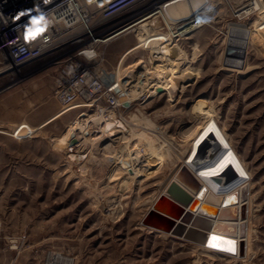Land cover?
I'll list each match as a JSON object with an SVG mask.
<instances>
[{
  "label": "rangeland",
  "instance_id": "obj_1",
  "mask_svg": "<svg viewBox=\"0 0 264 264\" xmlns=\"http://www.w3.org/2000/svg\"><path fill=\"white\" fill-rule=\"evenodd\" d=\"M242 1L180 0L188 2L189 14L200 10L205 22L176 42L184 54L181 67L188 68L189 74L172 90L149 96L147 91L138 92L137 99L133 96L130 104H121L115 115L130 129L131 116L143 113L166 137L177 140L179 132L195 122L184 123L197 108L216 113L219 126L251 174L249 221L244 223L246 254L239 259L211 255L141 225L154 195L153 184L141 183L136 164L142 145L137 138L132 140L130 145L139 151L127 146L128 154L124 133H118L121 138L112 148L121 144L123 154L116 166L103 157L99 141L90 148L84 146L87 150L77 147V142L71 145L70 140L60 147L57 139L65 136L70 125L93 113L81 107L64 110L54 91L55 66L41 65L40 70H26L15 79L0 78V264H66L68 257L72 264H264V26L258 19L242 21L231 16ZM168 12L173 17V11ZM228 22L252 24L240 71L226 63V58L238 56L228 44L230 35L236 40V27ZM130 31L98 48L104 74L118 78L125 68L139 73L142 68L132 65L138 58L151 65L149 48L142 47ZM200 99L205 102L197 107ZM21 123L27 128L19 133L30 131V136L11 137ZM141 125L140 121L136 127Z\"/></svg>",
  "mask_w": 264,
  "mask_h": 264
},
{
  "label": "bare ground",
  "instance_id": "obj_2",
  "mask_svg": "<svg viewBox=\"0 0 264 264\" xmlns=\"http://www.w3.org/2000/svg\"><path fill=\"white\" fill-rule=\"evenodd\" d=\"M179 1L171 0L167 6L161 4L157 8L158 10L155 11L156 14L151 18L146 17L147 19H141L142 21L139 20L141 22H136L137 24L126 26V28L131 26L128 29L122 27L115 29L105 36V39L113 35L118 38L131 30L130 32L134 33L139 44L142 47H148L151 54L150 66L144 64L142 58H138L132 65H134V68H142L139 73L135 72L136 70L125 68L118 75V78H115V89H118L115 91L119 95L120 104H130L129 99H132L133 96H136L135 99H137L141 94H138V92L141 91H147L149 96L152 93L158 94L162 90H172L171 88L175 87V84L180 79L186 78L185 76L189 74L188 68L184 67L182 69L181 67L183 65L182 55L184 54L180 48L177 49L175 40L168 42L166 41L169 39L167 33L157 32L160 27V16L163 17L168 25L177 18L188 16L190 13L188 2ZM169 6H171L169 9L173 11V17L168 12ZM158 11L159 13L157 14ZM198 21L202 22V19L200 18ZM228 25L229 27H236L237 32L233 34L236 36V40L233 42L232 35H230L229 38L231 40L228 39V44L229 46L230 44L232 45L229 48L234 54L237 52L238 56L235 59L226 58V63L236 66V70L240 71L239 69L244 66L246 60V44L252 39L253 30L250 27L251 25L246 26L243 22H228ZM156 35L161 36L158 38ZM241 36L246 39L245 42ZM130 51L131 48L126 49V52L121 54V60ZM204 102V99H200L197 107ZM199 108L196 109L193 116L190 115V121L184 123L190 122L189 124H191L195 122L187 128H181L183 130L179 132L177 140L166 137L151 119L145 115L142 116V112L141 117L131 116L133 123L128 125L130 129H126L123 122L116 118V115H111L110 119L103 120L100 117L93 118L91 113H85L87 115H82L76 122H71L72 124L70 127L68 126V130L66 129L65 136L57 139V143L61 147L66 145L69 140L76 139L77 147L83 148L99 141L103 145L101 148L104 150L102 152L103 157H106L110 166H116L120 160L117 159L121 157L123 147L132 146V150H138L136 145H130V142L137 138L143 148V152L136 157L137 160H140L136 164L142 173L141 177L143 180L141 183L148 181V184H153L150 192L154 193V195L149 202L148 210L155 202H157L155 206L162 209L163 201L161 200L163 199L170 198L175 203L172 209L167 207L169 221L163 229L149 228L163 235L173 236L172 238L186 241L198 251L211 253V255H224L229 258L237 257L239 259L244 252L246 254L248 247H246L248 244V229L246 230L244 223L248 220L250 199L248 200L247 198L249 196L251 174L243 164L241 157L236 153L237 151H235L230 140L226 138L225 135L227 134H225L223 126H219V118H217L216 113L210 108L203 111L201 107ZM91 120L92 123H89ZM140 121L141 127H136ZM126 131H129L128 137H126L127 134L124 135ZM118 133H124L121 134V137L126 138L123 141L125 146L121 147V144H119L118 147L112 148V143L118 142L121 138ZM181 142L186 146L182 148L179 145ZM98 146L100 145L97 144ZM221 147L223 149L218 154L217 151ZM127 148L129 154L131 148ZM96 154L98 155V153ZM99 154L101 155V152ZM83 155L82 157H84ZM101 162L103 163V160ZM228 168L237 172L232 178H230V175H225ZM218 176L222 179L225 178V181L217 183L212 179ZM172 181L180 183L189 193V198L185 202L177 201L167 194V186ZM216 216L229 218L226 222H231L233 225L229 229L221 225L212 226L215 219L218 218ZM211 227L213 230H210ZM203 235L205 236L204 240L202 239ZM239 245L241 251H239ZM64 260L66 264H72L69 257Z\"/></svg>",
  "mask_w": 264,
  "mask_h": 264
},
{
  "label": "built area",
  "instance_id": "obj_3",
  "mask_svg": "<svg viewBox=\"0 0 264 264\" xmlns=\"http://www.w3.org/2000/svg\"><path fill=\"white\" fill-rule=\"evenodd\" d=\"M170 2L0 0V78L15 79L26 70L53 65L54 91L64 110L81 107L92 110L97 118L110 119L121 104L115 91V76L99 71L103 59L98 48L116 36L105 39L115 29L151 18L161 4L167 6ZM263 12V0H243L233 7L231 16L242 21L258 19L263 27L264 17L260 18ZM200 18L199 10L168 25L160 16L157 32L167 33L168 42H179L205 24L203 19L198 21ZM26 128V124L21 123L9 135L16 139L27 138L30 131L19 133Z\"/></svg>",
  "mask_w": 264,
  "mask_h": 264
},
{
  "label": "water",
  "instance_id": "obj_4",
  "mask_svg": "<svg viewBox=\"0 0 264 264\" xmlns=\"http://www.w3.org/2000/svg\"><path fill=\"white\" fill-rule=\"evenodd\" d=\"M115 90H118V89L116 88ZM76 142H77L76 139H71L69 143L71 145H73V144H76ZM124 164L125 165L128 164L127 160H124ZM235 173H237L236 170L233 171L230 168H228L227 171L225 172V175H230V178H232L235 175ZM212 179L217 183L225 181V178L222 179L219 176L213 177ZM166 192L170 197H172V198H174L180 202H185L189 198V193L187 192V190L180 183H178L176 181H172V182H170V184H168ZM157 201H159V200H157ZM161 201H163V206H162L163 208L162 209L157 208L155 206L157 204V202H155L154 205L143 215L142 219L140 220L141 225H143L146 228L150 227V228H159V229H163L166 226V224L169 221V219H168L169 211H168L167 207L172 209L175 206V203L170 198L163 199ZM216 217H218V216H216ZM228 219L229 218H225L222 216L218 217L215 219L212 226L221 225V226H225L229 229L230 226L233 225V223L226 222V220H228ZM210 230H213L212 227ZM217 232L225 233V234L228 233V232H224V231H217ZM202 239L203 240L205 239L204 235H203ZM239 251H241L240 245H239Z\"/></svg>",
  "mask_w": 264,
  "mask_h": 264
},
{
  "label": "crops",
  "instance_id": "obj_5",
  "mask_svg": "<svg viewBox=\"0 0 264 264\" xmlns=\"http://www.w3.org/2000/svg\"><path fill=\"white\" fill-rule=\"evenodd\" d=\"M100 71L102 72V74H104V72H103L102 68L100 69Z\"/></svg>",
  "mask_w": 264,
  "mask_h": 264
}]
</instances>
